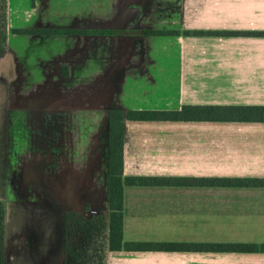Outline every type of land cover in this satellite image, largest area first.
<instances>
[{"label":"crops","instance_id":"crops-1","mask_svg":"<svg viewBox=\"0 0 264 264\" xmlns=\"http://www.w3.org/2000/svg\"><path fill=\"white\" fill-rule=\"evenodd\" d=\"M49 1L32 0L27 27L132 29L143 23L145 6L136 0H118L116 6L108 0ZM169 11L178 13L175 27L149 28L264 29V0H179ZM10 35L0 58L6 108L83 112L64 131L55 116L49 125L52 135L45 140L23 134L19 151L12 150L5 125L0 185L11 197L16 181L22 188L45 176L46 188L66 209L107 210L111 109L264 104V36L25 33L28 55L12 48ZM94 115L105 117L102 125H94ZM20 121L25 127L32 122ZM123 130L124 175L264 176V121L124 120ZM122 214L123 241L264 242V187L124 184ZM210 221L244 222L245 234L206 237ZM6 240L5 224V249ZM58 247L41 254L19 250L15 259L19 263L21 254L39 253L44 256L37 264H64L63 242ZM211 255L230 260H203ZM107 264H264V252L121 248L108 251Z\"/></svg>","mask_w":264,"mask_h":264},{"label":"trees","instance_id":"trees-1","mask_svg":"<svg viewBox=\"0 0 264 264\" xmlns=\"http://www.w3.org/2000/svg\"><path fill=\"white\" fill-rule=\"evenodd\" d=\"M71 33L189 36H264L263 30L248 29H109V28H34L8 26V0H0V58L7 50L9 33ZM124 120L182 121H264V104L185 103L173 109H111L108 112L107 201L108 209L84 214L73 208L64 215V264H107V253L124 248L133 250L264 252V242L252 241H123V186L200 185L219 187H264V176L205 175L158 176L124 175ZM5 249V208L0 200V264Z\"/></svg>","mask_w":264,"mask_h":264},{"label":"rangeland","instance_id":"rangeland-1","mask_svg":"<svg viewBox=\"0 0 264 264\" xmlns=\"http://www.w3.org/2000/svg\"><path fill=\"white\" fill-rule=\"evenodd\" d=\"M100 1V0H96ZM104 1V0H101ZM110 6L117 5L118 0H108ZM128 2L129 0H119ZM133 1V0H130ZM144 5V14H142L141 27L132 28L139 30L142 28H149L155 25L175 27L174 20L178 19V13H170V6L175 8L179 4V0H136ZM9 20L12 27H27L31 22L32 14H28L26 9L32 5V0H8ZM123 3V2H122ZM47 4V3H46ZM48 4H53L50 0ZM166 6V7H165ZM156 7H161L160 13H154ZM150 22V23H149ZM25 33H12L9 37V44L18 53L26 51L28 55L31 54V48L25 44ZM157 38H168L160 36ZM172 53H175L172 50ZM4 64L0 61V137H4L7 132L5 125L8 124V135L10 137V145L12 150L19 151L23 148L25 141L23 134L33 135L37 134L39 138L43 136L44 140L52 135V127L49 126L55 116H59L62 120V130L64 131L67 126H72L75 122L73 117L78 118L76 115L83 113L80 111H69L61 109L59 111H45L39 112L36 110H10L7 109V101L5 98V82L2 76ZM86 112H89L88 110ZM30 119L32 122L25 127L20 120ZM105 117L94 115L96 125H102ZM10 122V124H9ZM69 128V127H67ZM108 138V133H107ZM28 139V138H27ZM28 144L30 142L28 141ZM35 143H33L34 145ZM1 149V147H0ZM45 154V153H44ZM2 159H0L1 162ZM37 159L29 158L28 162H34ZM46 158L42 157L40 161H45ZM45 169V167H44ZM1 170V169H0ZM2 174H0V181L2 182ZM48 180L44 176L40 181L32 182L21 188L19 182L14 183V193L5 191L3 185H0V200L4 204L5 220L7 227V240L6 249L3 254L2 264H22V262L30 261L37 264L38 260L44 255H40V250H54L57 252L58 246L64 240V215L67 206L64 202L59 205L57 203L56 195H53V189H47ZM1 184V183H0ZM13 185V183H11ZM55 196V197H53ZM38 198L37 200H35ZM69 209V208H68ZM246 223L234 222H206L205 233L206 237H223L228 236L236 238L238 234H245ZM38 249L39 253L27 255L28 250ZM19 250L27 251L26 254H21L19 263L16 262L15 256ZM205 261H221L230 260L223 259L222 257L211 255L205 256ZM233 260V259H231Z\"/></svg>","mask_w":264,"mask_h":264},{"label":"flooded vegetation","instance_id":"flooded-vegetation-1","mask_svg":"<svg viewBox=\"0 0 264 264\" xmlns=\"http://www.w3.org/2000/svg\"><path fill=\"white\" fill-rule=\"evenodd\" d=\"M79 211V210H78ZM100 211V210H99ZM81 212H83L84 214H88V213H94V212H98V210L94 207H84ZM64 249V246H63ZM64 252V256H66L65 251ZM65 262V261H64Z\"/></svg>","mask_w":264,"mask_h":264},{"label":"water","instance_id":"water-1","mask_svg":"<svg viewBox=\"0 0 264 264\" xmlns=\"http://www.w3.org/2000/svg\"><path fill=\"white\" fill-rule=\"evenodd\" d=\"M3 70H4V67H3Z\"/></svg>","mask_w":264,"mask_h":264}]
</instances>
